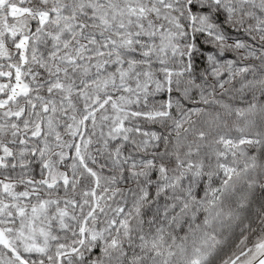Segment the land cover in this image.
I'll return each mask as SVG.
<instances>
[{
  "label": "snow or ice",
  "instance_id": "obj_1",
  "mask_svg": "<svg viewBox=\"0 0 264 264\" xmlns=\"http://www.w3.org/2000/svg\"><path fill=\"white\" fill-rule=\"evenodd\" d=\"M0 264H264V0H0Z\"/></svg>",
  "mask_w": 264,
  "mask_h": 264
}]
</instances>
